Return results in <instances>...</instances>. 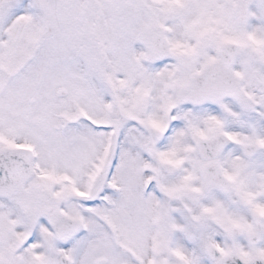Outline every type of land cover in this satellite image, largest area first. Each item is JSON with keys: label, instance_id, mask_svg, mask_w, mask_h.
Returning <instances> with one entry per match:
<instances>
[{"label": "snow or ice", "instance_id": "snow-or-ice-1", "mask_svg": "<svg viewBox=\"0 0 264 264\" xmlns=\"http://www.w3.org/2000/svg\"><path fill=\"white\" fill-rule=\"evenodd\" d=\"M0 264H264V0H0Z\"/></svg>", "mask_w": 264, "mask_h": 264}]
</instances>
